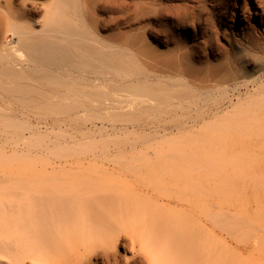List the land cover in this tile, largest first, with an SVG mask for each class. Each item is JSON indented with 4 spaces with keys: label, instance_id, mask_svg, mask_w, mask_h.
<instances>
[{
    "label": "bare ground",
    "instance_id": "bare-ground-1",
    "mask_svg": "<svg viewBox=\"0 0 264 264\" xmlns=\"http://www.w3.org/2000/svg\"><path fill=\"white\" fill-rule=\"evenodd\" d=\"M215 18L230 21L239 30H252L251 42L264 54V0H0V136L14 135L9 153L0 151V264L37 260L17 252L27 246L39 252L45 242H54L57 235L54 233L55 239L48 228H56L57 222L70 226L67 221L73 225L74 219L81 216V220H92V225L96 222L94 226L110 227V203L109 207L98 209L93 204L102 197L120 198L115 190L118 187L114 188L117 184H112L118 176H114L115 168L130 167L126 172L131 171L129 175L134 177L139 170L141 173L142 166L149 175L143 170L141 174L150 178L140 174L141 179L148 177L151 183L147 178V187H157L158 196L167 194L168 200H174L177 185L183 190L176 193L182 208L174 206L172 212L169 207L172 214L170 210L163 214V205L162 209L155 206L161 213L152 212V205L148 207L159 215L148 219L151 231L169 226L173 235L178 233L164 241L169 242L165 245L168 249L172 247L180 253L183 264H264V160L256 155L257 147L237 141L241 162L221 163V157L233 154L231 145L218 134L219 126L213 121L217 117L215 111L203 108L199 100L177 90L182 81L195 90L210 89L219 82L221 66L211 64L207 57L202 60L196 47L188 46L187 38L180 45L174 42L181 33L184 35L180 30L187 34L186 27L194 21L199 27L204 25L203 35L216 41V31L210 28ZM150 40L174 46L161 51ZM129 51L135 57H126ZM20 52L24 53L23 59L15 56ZM124 97L131 99L126 101ZM185 103L190 110L183 111L182 120L173 124L175 110ZM260 103L263 102L255 104ZM162 107L167 108L163 113ZM150 108L157 113V127L150 122L138 123L144 114L151 113ZM199 124L206 127L208 135L191 142L190 150H184L185 143L184 148L169 143L171 147L164 148L168 142L164 140V145L158 146L159 141L144 143L146 151H134L140 138L133 140L130 151L112 143L113 149L103 151L75 150L77 144L79 147L78 138L87 137L91 131L109 129L112 133L130 134L148 129L170 141L168 135L173 137L176 133V139L178 135L187 136ZM62 129L72 134L59 141L35 140L61 135ZM65 148L74 151L67 152ZM44 152L49 156L40 157L39 153ZM13 157L22 160L14 162ZM162 158L169 160L171 167ZM218 159L221 164L211 166ZM159 161L165 162L160 163L162 167ZM163 164L169 169L164 171ZM69 171L73 174L69 175ZM202 179L221 184L232 181V186L209 185ZM173 183L174 197L169 198ZM199 193L207 196L200 198ZM98 194L101 199L93 202ZM150 197L147 202L153 204ZM124 199L127 200L126 195ZM25 200L27 206L23 207ZM119 200L123 204V199ZM128 201L129 197L125 206L132 204ZM30 210L37 213L35 217L30 216Z\"/></svg>",
    "mask_w": 264,
    "mask_h": 264
},
{
    "label": "rangeland",
    "instance_id": "rangeland-1",
    "mask_svg": "<svg viewBox=\"0 0 264 264\" xmlns=\"http://www.w3.org/2000/svg\"><path fill=\"white\" fill-rule=\"evenodd\" d=\"M42 1H45V0H42ZM199 26L200 25L197 22H195V21L191 22L186 27L187 34H185L184 30H180V32H183L184 35H182V33H181V35L177 39H175L174 42H175V44L180 45L183 43V39L187 38L188 39L187 40L188 46H192V45L195 46L196 50H198L200 52V54H202V60L205 61L206 57H207L208 62H210L211 64L221 66V68L223 70H221L218 73V77H217V80L219 82L216 83L215 87H213V88L195 90V89L189 87L188 85H184V82L182 81V82H179L177 90H178V92L185 93L186 95H188L190 97V99L197 100V101L199 100L200 103H203V104H201V106H203V108L215 111L214 113H215V115H217V117H216V119L214 118L213 121L215 123H217V126H219L218 127V134L224 142H227L229 145H231V148H232L231 153L233 154L229 157H221V161H220L221 163L226 161V162H229V164H234V162L236 161L235 164H239L241 162L240 161L241 154L237 151V141L245 143L246 145L257 147L256 155H258L260 159L264 160V54L260 53L259 50H257L255 48V46L253 45V43L251 42L249 35H251V36L253 35L252 30H249V29L248 30H246V29L245 30H239L236 27V25H233L230 21L219 20V19L215 18L214 22H213V26L210 27V28H212L213 31H216L215 35H216L217 39L215 41L214 37L210 39V38H208V36L203 35L204 30H201V28L203 29L204 25L201 27H199ZM206 28H209V27H206ZM169 29H170V27H169ZM150 42H151L153 47H155L157 50H161V51H166L167 48H172L174 46L171 43H167V42L165 43L163 41L159 42L158 44L156 42L151 41V40H150ZM212 45L214 47V50L212 49ZM125 47H126V45H125ZM15 56L18 59H23L24 53H22V52L15 53ZM129 56L135 57V53L132 51H129L128 53L126 52V57H129ZM128 69H130L129 72H132V70H133L131 68H128ZM174 79L175 80H181L179 78H174ZM124 99L126 101H129L131 99V97H124ZM188 101H190V100H188ZM224 102H225V104H224ZM257 102H263V103L262 104L261 103L255 104ZM184 105L178 107L179 110L178 109L175 110L176 116L171 119V122L173 124L180 122L182 120V117H180V116H181L183 111L187 110V108H188V110H190V106H188L189 104L185 103ZM164 108L165 107H162V109L160 108L161 113H163L167 109V108L166 109H164ZM183 108H184V110H183ZM219 108H220V110H219ZM150 109H152L151 113L144 114L142 117L143 120L139 121L138 123L140 125H145L147 122H150L151 125H153L154 127H157V123L159 121L157 113L154 114L155 110H153V108H150ZM147 117H149V119H147ZM155 117L157 119L154 120ZM242 117H244V118H242ZM151 118H153V119H151ZM16 120H18V119H16ZM97 126H99V124H97ZM199 126H200V124L197 127H195L196 130L188 132L189 135L187 134V136H185L186 134H184V135H181L179 138V135H178V138H177L178 140L175 138V136L177 135L176 133L174 134L173 137L171 135H168V137L170 138V141L168 138L166 139L165 136H163L162 134L155 135V134H153V132H150V130H148V129L145 132L138 131V132H130V134L126 133L127 135L126 134H120V133H112L111 131H109V129H106V131H103V132L102 131L101 132L91 131V133L88 134L90 136L86 135L87 137L83 136L81 138L79 137L80 139L78 138V140L76 141V144L79 143V147L77 144V149H75V150L78 151V148H79V150L86 152V150H90L93 148V149H96L97 151H103V150H106L108 148L113 149V147L116 146L117 148L123 147L126 151H130V147L132 146V143L139 138H140L139 139L140 145L139 144L136 145V148L134 149V151H136V150H141L142 152L144 150L146 151L145 146L143 145L144 143L146 145H148V143L149 144H152V143L155 144L157 141H159L156 144H159L158 146H160L161 143L162 144L164 143V140H168L167 143L165 141V143H164L165 145L163 144L164 148L169 143V145H171V146L172 145L178 146V144H179V146L182 145L181 146L182 148H184V146L186 147V148H184V150H190V148H188V147H191L190 145L194 141H196L197 138L204 139L208 135L206 127L204 125H201V127H199ZM62 132L63 133L61 135L60 134L59 135H53V136L50 135V137H48L49 139L37 138L35 140H37V141H42V140H44V141H47V140L59 141V140H61L62 137H66V135L72 134V132L70 133L69 130H66V129H64V130L62 129ZM131 133H133V134H131ZM114 136L116 138H113ZM182 136H184V137L182 138ZM108 137H110V138H108ZM172 138H173V140H172ZM131 140H132V142H131ZM92 141H96V142L93 144ZM13 142H14V135L11 133L7 134L4 137L0 136V151H7L9 153L8 149L13 144ZM111 143L114 146H112ZM90 144H92L94 147H91L92 145H90ZM183 144H184V146H183ZM171 146H169V147H171ZM88 148H90V149H88ZM65 150L67 152H68V150L74 151V149H66V148H65ZM65 150H64V152H65ZM82 151H79V152H82ZM67 152H65V153H67ZM237 154H239V155H237ZM39 155L42 158H46L49 156V154H47L45 152L39 153ZM148 156L152 159L154 158V156H152V154H150V153L148 154ZM13 158H12V160L14 162H18V160L21 159L19 157H13ZM162 160L166 161V163L169 164L168 163L169 160H167V159L164 160L163 158H162ZM188 162L190 165H192V163H193V161H190V160ZM220 162L218 159L217 163H216V161H214V164L211 166L217 167L219 164H221ZM160 163H165V162L159 161V164ZM96 165L99 167L98 164H96ZM160 165H161L160 167H162V164H160ZM186 165H188V164H186ZM190 165H188V166H190ZM124 166H125V164H123L122 167H124ZM168 166L166 164H163V170L165 171L166 168L169 169ZM170 167H171V165H170ZM127 168H129L128 170H130V167H126V169ZM145 168H143V166L140 168L141 173L145 170ZM116 169L117 168H115V170H114V171H116L114 173V176H115V174L118 175V176L116 175L117 180L115 179V177L113 179H115L117 181V183L115 180H113L112 184L114 186H116L115 184H117V186L114 188H117V187L119 188V189L117 188L115 190H117L118 193H120L119 196L121 199H123V204H122V202H119L122 200H119L120 198H118V196H115V199L117 198V200H119L118 202H117V200L111 199V198L110 199L112 202L108 201L109 198L107 199L105 197L107 199V202H106V200H104L105 198L102 197V199L100 198L101 201H99V203H98V200H96L98 203V204H96L95 198L99 199L98 197L102 196L101 194H98L97 197H95L96 195H94V201L93 202H95V204L91 203L94 206H96L94 208V206L92 205L94 209H98V207L99 208L100 207L105 208V206H107V203H110L109 204L110 207L113 206V208H114V206H115V211L112 207L110 208L109 205L107 206V207H109L108 210L110 211V222H111V224H110V222L107 223V224H110V227L107 226L108 229L107 228L105 229L104 228L105 226L99 227L97 224H96L97 226H94L95 225L94 223H96V222H93V225H92L91 224L92 220L87 219V217H86V219L84 217L81 220V216H77L76 220L74 219V221H73V225H71L72 223L70 221H67V224L69 223L68 225H70V226H66V224H63L64 222L62 223V221H60V222L56 223V228H48V230L51 231L53 234L56 233L57 239L55 237L56 235L54 234V237L56 240L52 243H51V241L50 242L47 241L49 244L45 242L41 251L38 252L33 247L27 246L26 248L20 247L19 248L20 251L18 250L17 254L19 256H21V255L26 256V257L31 256V257H33V259H34V257H36L37 260H34L36 263H34V261L32 260L34 264H38L39 262H40V264H52L53 261H54L53 264H56V261H57V264H160L159 261H163L164 263L166 262V264H183L184 262L181 261L182 258L180 256V253L178 254V252H176V250L174 248H173L174 249L173 250L172 247H170L171 249L170 248L168 249L165 245H167L169 242L164 241L167 238L173 239V237L178 233H175V235H173L172 232L174 230H172L169 226L168 227L165 226L163 228H166L167 230L162 229V228L156 229L157 227H155L157 232L152 230L153 231V234H152L150 227H148V224H151V220L148 221V219H150V217L154 216V214L156 216L158 214V213H152L153 211H156L157 209H159V208L155 209V206H158L161 208V206L163 205L162 208L166 207L165 209L161 208L163 210V214H164V211L166 213V211H168V210H170L169 213L172 214L171 209L174 206H176L175 208L180 206L177 203L176 199H178L177 194L179 195V193H181L178 191V189L182 190V188H179L178 185H177V187L175 186L177 188L176 189L177 194H176V193H174L175 192V187H174L175 184L174 183L171 184L173 187H171L170 184H169V186L167 185L168 188L171 187L169 189V190H171V191H169L170 192L169 198L171 197V195L174 197V194L176 197V198L174 197L175 201L172 200L173 199L172 197H171V199L168 200V198H166V197H168V195L166 194V193H168V191L165 192V194L167 196L165 195L162 197V195H161L162 193H161V194H159V196H161V197H159L158 194H155V192L157 193V190L155 191V189H158L157 187L156 188L155 187L152 188L151 186L147 187V185L149 183H151V181L149 179L150 177L148 176L149 175L148 170H147V172L144 171L148 175H146V174H144V175L148 176L149 178L143 177V179H141V176H140L141 173H139L140 170L138 171V173L136 171H132V173L136 172V175L134 177H132L134 174L129 175L131 173V171H129V173H127L126 171H128V170H125V168L124 169L120 168V170L117 169L120 172H118ZM168 169H166V170H168ZM90 170H92L91 173H93L94 170L93 169H90ZM121 170H122V172H121ZM120 173H122V176H119V175H121ZM67 174H69V173H67ZM71 174H73L72 171L70 172L69 175H71ZM125 174H127V175H125ZM128 175L131 176L130 178H132L133 180L129 179ZM137 175H138V177H136ZM141 175H143V174H141ZM112 177L113 176H111L110 178H112ZM120 177H121V179H119ZM134 178H136V179H134ZM139 178L142 180V182H139L140 181ZM147 178L150 181L149 183H148ZM143 180L146 182L143 183ZM110 181H112V179ZM133 181H136L138 183L133 182ZM202 181H203V183H207L209 185L210 184L215 185L218 187L226 186V185L232 186V181L223 182L222 183L223 185L219 182L216 183L215 180H214L215 181V183H214L210 179L209 180L206 179L205 181L202 179ZM179 182L177 184H180V186H181V181H179ZM139 183H141V184H139ZM146 183H148V184H146ZM152 186H154V185L152 184ZM167 186H166V188H167ZM211 188H213V187L211 186ZM143 189L146 193L143 191ZM153 189H154V191H151ZM164 190H166V189H164ZM171 192H172V194H171ZM185 192H187V191H185ZM143 193H145V195ZM121 194L123 195V198L121 197L122 196ZM125 195L127 197V200H128V197H129V201L131 200L130 202L129 201L128 202L129 203L132 202L133 205L128 204L125 206V204L127 203V200L124 199ZM146 195L151 196L149 201H151L153 199L152 201H154L155 204L153 202H152L153 204H150L149 202H147L149 199L148 198L149 196H146ZM199 195H200V193H199ZM201 195H203V196H201ZM201 195H200V198L207 196V194H205V193L204 194L202 193ZM143 197H144V199H143ZM159 198H160V200H159ZM16 200H19V199L17 198ZM19 201L21 202V199ZM102 201H105V204H102L101 203ZM25 202H27V201L26 200L23 201L21 206L22 205H23V207L27 206L24 204ZM174 202L176 205L173 204ZM147 203H149V205H147ZM99 204H100V206H98ZM121 204H122V206H121ZM168 204L170 206H168ZM101 205H103V207ZM143 205H144V207H143ZM151 205H152L153 209H155V210L151 209L152 212L149 209ZM184 206L189 208V206L186 204ZM107 207H106V209H107ZM169 207L171 209H168ZM180 207L182 208V206H180ZM175 208L172 209V212L175 211ZM188 208H186L187 211L189 210ZM160 211L157 210V212H160ZM32 213H33V215H32ZM29 214H30V216L35 217L36 216L35 214H37V213L36 212L34 213L33 210H30ZM147 215H149V216L147 217ZM78 218L81 221L77 220ZM77 221L81 222L79 227H78L79 222L77 225ZM86 221L87 222L89 221V223H87L88 225L86 224V226H85ZM74 222H75V224H74ZM59 224H60V227H59ZM62 224H63L64 228L67 229L68 231L67 230L65 231ZM81 225H82V227H81ZM73 226H74V228H73ZM149 226H151V225H149ZM34 227H33V229H34ZM70 227H72V229ZM76 227L78 228L77 231H76ZM151 229H153V228L151 227ZM168 229H171V230H168ZM70 230H72V231H70ZM170 231H172V232H170ZM192 231H194V230H192ZM67 232H68V235H67ZM154 232L157 233V235ZM175 232H177V231H175ZM194 232H196V229ZM187 233H188V231H187ZM74 234H75V236H74ZM76 234H78V235H76ZM82 234L84 235L85 238H83ZM154 235H155V237H153ZM66 238H67V241H66ZM155 238H157V239L155 241L154 240L153 241L156 243L151 241L152 239H155ZM57 243H62V245L57 244ZM51 245H52V247L49 248ZM159 246L161 247L160 248L161 250L158 249ZM163 246H164V248H162ZM45 247L49 248V249H46ZM218 248L220 249L221 247H218ZM26 249H28V250H26ZM221 249H223V248H221ZM166 250H168V251H166ZM49 253H51V254H49ZM54 253H55L56 259H55ZM174 253H176V254H174ZM37 255H38V257H37ZM51 255H53L54 260L52 258L50 260ZM10 256H12V255L10 254ZM47 257H49V258H47ZM29 260H26L27 261L26 263L30 264V262H31V264H33L32 261L29 262ZM168 260L170 261V263L167 262Z\"/></svg>",
    "mask_w": 264,
    "mask_h": 264
}]
</instances>
